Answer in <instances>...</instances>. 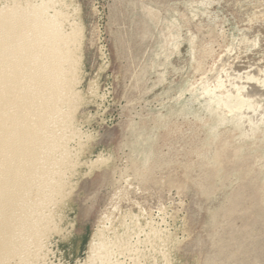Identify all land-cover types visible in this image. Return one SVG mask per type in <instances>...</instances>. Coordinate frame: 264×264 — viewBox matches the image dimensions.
<instances>
[{
    "label": "rangeland",
    "instance_id": "rangeland-1",
    "mask_svg": "<svg viewBox=\"0 0 264 264\" xmlns=\"http://www.w3.org/2000/svg\"><path fill=\"white\" fill-rule=\"evenodd\" d=\"M56 1L80 26L69 144L105 158L67 175L57 256L101 233L117 264H264V95L224 113L200 85L233 45L264 64V0Z\"/></svg>",
    "mask_w": 264,
    "mask_h": 264
},
{
    "label": "bare ground",
    "instance_id": "bare-ground-1",
    "mask_svg": "<svg viewBox=\"0 0 264 264\" xmlns=\"http://www.w3.org/2000/svg\"><path fill=\"white\" fill-rule=\"evenodd\" d=\"M63 10L56 0L0 3V264H70L49 243L62 231L57 207L68 174L105 159L83 160L69 144L80 132L72 110L80 26ZM235 46L228 51L237 59ZM234 59L220 61L200 85L222 112L242 115L264 95V64L249 61L240 71ZM88 252L85 264H117L101 233Z\"/></svg>",
    "mask_w": 264,
    "mask_h": 264
}]
</instances>
